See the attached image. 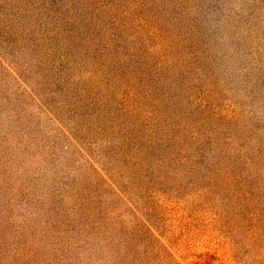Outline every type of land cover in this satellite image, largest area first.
<instances>
[{
    "label": "rangeland",
    "instance_id": "1",
    "mask_svg": "<svg viewBox=\"0 0 264 264\" xmlns=\"http://www.w3.org/2000/svg\"><path fill=\"white\" fill-rule=\"evenodd\" d=\"M0 264H264V0H0Z\"/></svg>",
    "mask_w": 264,
    "mask_h": 264
}]
</instances>
